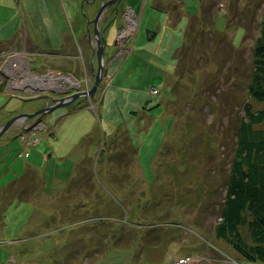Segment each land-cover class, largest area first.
<instances>
[{"label":"rangeland","instance_id":"1","mask_svg":"<svg viewBox=\"0 0 264 264\" xmlns=\"http://www.w3.org/2000/svg\"><path fill=\"white\" fill-rule=\"evenodd\" d=\"M60 1L59 19L72 9ZM118 5H107L95 25L100 0H78L79 32L68 53L54 44L58 51L36 65L22 68L29 57L20 54L14 73L0 71V126L85 93L29 130L17 134L14 125L0 136V264H264L259 231L215 229L234 126L245 103L264 112V101L246 91L264 0ZM95 27L103 59L89 95ZM25 34L0 44V64L15 58L11 48L33 51ZM22 146L30 147L26 159L17 156Z\"/></svg>","mask_w":264,"mask_h":264},{"label":"trees","instance_id":"2","mask_svg":"<svg viewBox=\"0 0 264 264\" xmlns=\"http://www.w3.org/2000/svg\"><path fill=\"white\" fill-rule=\"evenodd\" d=\"M258 24L259 33L252 48L250 79L246 91L250 98L264 101V14ZM244 116L234 126L235 148L228 174L223 180L226 186L220 215L222 222L216 231L264 232V112L243 105ZM219 187L212 184L211 194L217 196ZM208 192V190H207ZM208 204L201 205L207 208ZM262 240V239H261ZM264 258V252L258 250Z\"/></svg>","mask_w":264,"mask_h":264},{"label":"crops","instance_id":"3","mask_svg":"<svg viewBox=\"0 0 264 264\" xmlns=\"http://www.w3.org/2000/svg\"><path fill=\"white\" fill-rule=\"evenodd\" d=\"M45 2L49 3L46 4ZM67 2L70 6L69 8L72 9L68 11V14H64V16L60 17L59 19V17L56 15L55 6L58 7L61 5L60 0H0V44L3 45L12 40L16 41L15 38L18 36V32L21 29H24L26 31L25 36L29 39L32 47H34L33 51L27 53L23 51H18L20 52L18 53L16 49L11 48L12 50L10 49L9 53L16 56L15 58H12L13 60H8L9 62L7 61V63L4 62L0 64V71L1 69H4L6 73H10V71L14 73V71L17 70L15 68H19V60H17V57H19L20 54L29 57V59L24 60L21 64L22 68H24L26 61L29 60L30 62H33V64L39 63V61L41 62V58L43 57V55H47L57 50L54 48V44H58L59 51L68 53V49L65 47V45H68L70 41H73V36L76 35L78 37V25L80 19L78 16V0H74V2L71 0H67ZM53 3L55 4V6ZM120 5L124 7L123 0H121L119 6ZM126 9L129 13H136V10L134 9ZM94 10L95 8L93 6L89 7V9L87 10L88 16H91V11ZM70 60H72V58ZM35 65L33 66L37 67ZM26 72L29 73V69L24 70L22 72V75ZM23 77L24 78L22 79L21 84L28 85L29 81L27 77ZM0 86L4 87L6 85L2 86L0 84ZM34 108H30L29 111L22 113H29ZM12 135L13 134H10L9 136ZM33 137L35 139L37 138L39 140L38 143H40L41 139L39 136ZM29 149L30 147H26L24 150V147L22 146L20 151L17 153V156H21L25 159V156H27L28 158Z\"/></svg>","mask_w":264,"mask_h":264},{"label":"water","instance_id":"4","mask_svg":"<svg viewBox=\"0 0 264 264\" xmlns=\"http://www.w3.org/2000/svg\"><path fill=\"white\" fill-rule=\"evenodd\" d=\"M119 1L120 0H100L99 9L96 12L95 17L93 19L95 25H97L98 20H100V17H102V13L104 11L103 9L107 5H110L116 11ZM98 29L100 30V28L95 27V30H94L95 43L97 44V47H98L97 48V53H96L98 66H97V72H96L95 80L93 82V85H92L91 89L88 91L89 95H93V92H94V90L96 88V85H97V83L99 81V74H100L101 68H102V59H103L102 50H103V47H104L103 45L104 44H103V42L100 41V39H101V37L103 38V34H102V32H99ZM99 33L101 34V36H100ZM117 34L119 35V33H117ZM117 34H116V38L113 40V45H115L117 40H118V35ZM120 34H121V32H120ZM48 72H49L48 73V77L49 78H51V77H53L54 75L57 74V73L55 74L54 72H51V71H48ZM48 77H46V78H48ZM10 80H12V77L10 78ZM39 88L32 87V91L40 90ZM19 89H20V87H19ZM80 95L81 96L82 95L85 96V93L83 92V93L74 94V95H72L70 97H67L68 99H52L51 101L53 102V105H50L49 107L47 106V107H43L41 109H37L34 112L29 113V114H27V113L18 114L16 116L12 117L11 119L6 120L0 126V136L2 134H4L10 127H12L14 125H15V128H17V129L20 127V130H19V132L17 134H21L22 132H25V131L29 130V128H31L32 126H35L37 121L41 120L48 112L54 110L55 108H57L59 106H62L63 104H66V102H67L66 100H68V101L72 100L73 98H75L77 96H80ZM34 116H37V119L34 122L29 121V123L27 125H25V126L23 125V122L26 119L29 120V118H32Z\"/></svg>","mask_w":264,"mask_h":264},{"label":"bare ground","instance_id":"5","mask_svg":"<svg viewBox=\"0 0 264 264\" xmlns=\"http://www.w3.org/2000/svg\"><path fill=\"white\" fill-rule=\"evenodd\" d=\"M42 80V79H41ZM35 110H37L36 108H34L31 112H29V113H32V112H34ZM29 113H27V114H29ZM19 114V113H18Z\"/></svg>","mask_w":264,"mask_h":264},{"label":"flooded vegetation","instance_id":"6","mask_svg":"<svg viewBox=\"0 0 264 264\" xmlns=\"http://www.w3.org/2000/svg\"><path fill=\"white\" fill-rule=\"evenodd\" d=\"M98 5H99V2H98ZM119 6V5H118Z\"/></svg>","mask_w":264,"mask_h":264}]
</instances>
